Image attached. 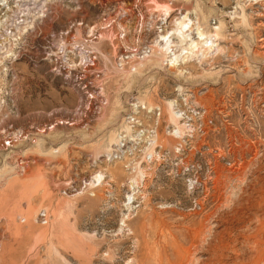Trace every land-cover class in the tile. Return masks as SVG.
I'll return each mask as SVG.
<instances>
[{"label": "rangeland", "instance_id": "1", "mask_svg": "<svg viewBox=\"0 0 264 264\" xmlns=\"http://www.w3.org/2000/svg\"><path fill=\"white\" fill-rule=\"evenodd\" d=\"M0 264H264V0H0Z\"/></svg>", "mask_w": 264, "mask_h": 264}, {"label": "bare ground", "instance_id": "2", "mask_svg": "<svg viewBox=\"0 0 264 264\" xmlns=\"http://www.w3.org/2000/svg\"><path fill=\"white\" fill-rule=\"evenodd\" d=\"M191 22L190 21H188V22H185V23H179V26L180 27H185V26H188L189 24H190ZM198 35L200 36V37H202L203 36V33H201V32H198ZM161 39L162 40H166L167 41V44H168V46L166 45L165 47V52H168V47H170V42H169V39H168V36H163V37H161ZM162 51H163V49H162ZM165 54V53H164ZM167 55V54H166ZM249 181V180H248ZM57 183V182H56ZM55 184V183H54ZM57 185V184H56ZM54 189V188H53ZM262 195V194H261ZM252 200H253V197H252ZM246 223V222H245Z\"/></svg>", "mask_w": 264, "mask_h": 264}, {"label": "built area", "instance_id": "3", "mask_svg": "<svg viewBox=\"0 0 264 264\" xmlns=\"http://www.w3.org/2000/svg\"><path fill=\"white\" fill-rule=\"evenodd\" d=\"M198 115V113L196 114ZM199 116V115H198ZM192 117V116H191ZM189 128V127H188ZM40 220L43 221L42 223L45 224L46 223V214L45 213H41L40 214Z\"/></svg>", "mask_w": 264, "mask_h": 264}]
</instances>
